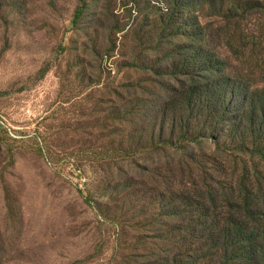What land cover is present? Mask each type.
I'll return each instance as SVG.
<instances>
[{
	"label": "rangeland",
	"instance_id": "1",
	"mask_svg": "<svg viewBox=\"0 0 264 264\" xmlns=\"http://www.w3.org/2000/svg\"><path fill=\"white\" fill-rule=\"evenodd\" d=\"M255 2L0 0V264L238 263L213 255L207 185L264 172L247 117L227 136L264 89ZM213 82L242 85L220 141L184 103Z\"/></svg>",
	"mask_w": 264,
	"mask_h": 264
},
{
	"label": "trees",
	"instance_id": "2",
	"mask_svg": "<svg viewBox=\"0 0 264 264\" xmlns=\"http://www.w3.org/2000/svg\"><path fill=\"white\" fill-rule=\"evenodd\" d=\"M246 6L258 7L264 12V1L262 0H256L255 4L249 3ZM83 10L84 8L78 9L76 21L83 14ZM262 40L264 43V38ZM243 49L241 56H249V58L254 56L249 55ZM262 66L264 67V61ZM217 84L213 82L209 85L210 89H214V87L216 89L212 92L213 96H205L204 89L195 83L186 91L184 103L185 108H189V115H193L192 121L203 115L210 118L209 121H206V126L210 130L209 138L220 141V138L216 136L222 135L226 131L223 121L233 113V109L229 108V96L231 93L233 95L239 93L242 85H235L218 96L217 87L219 86ZM188 94L189 97H187ZM245 110V115L243 118L240 117L236 125H229L231 129L227 136L231 138L242 131L246 125L247 117L251 136L254 138L253 147L247 148L244 144L241 145L243 148L239 151L241 154L251 153L253 158L258 157L260 162L263 161L264 167V89L253 93V98L247 103ZM212 119H215L216 122L211 125ZM223 147L219 145L215 149L212 155L214 164L220 160V153L227 151L228 148ZM204 171L207 178L211 180L215 178L209 168ZM237 176V179L234 178L230 183H220L221 186L212 183L207 185L213 207H218L222 195H224L227 207L223 215L218 212L214 213V221L216 222L218 219V223L217 225L213 224L209 229L211 233L216 234L217 249L219 248L218 252L213 255L218 254L219 258L231 263L238 261L237 264H264V208L260 207L259 203L262 199L264 204V172L260 170L258 162H253L250 166L244 165L243 171L239 172ZM219 217L225 222L221 227L219 226ZM203 221L204 217H201L199 223L202 224ZM257 227L262 228L261 234H258ZM220 239H223V244L219 247Z\"/></svg>",
	"mask_w": 264,
	"mask_h": 264
}]
</instances>
